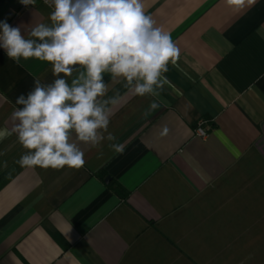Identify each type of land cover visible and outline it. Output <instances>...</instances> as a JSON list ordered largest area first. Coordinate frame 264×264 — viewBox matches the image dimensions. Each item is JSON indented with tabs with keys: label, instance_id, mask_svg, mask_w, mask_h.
Here are the masks:
<instances>
[{
	"label": "crops",
	"instance_id": "1",
	"mask_svg": "<svg viewBox=\"0 0 264 264\" xmlns=\"http://www.w3.org/2000/svg\"><path fill=\"white\" fill-rule=\"evenodd\" d=\"M144 3L180 56L157 96L104 74L114 141L81 143L84 166L59 170L22 167L16 135L0 141V264H264V0ZM50 11L0 0L26 36ZM34 78L51 83V65L0 47V128Z\"/></svg>",
	"mask_w": 264,
	"mask_h": 264
},
{
	"label": "clouds",
	"instance_id": "2",
	"mask_svg": "<svg viewBox=\"0 0 264 264\" xmlns=\"http://www.w3.org/2000/svg\"><path fill=\"white\" fill-rule=\"evenodd\" d=\"M19 2L27 8L34 7L36 0ZM255 2L226 0L237 10ZM44 3L51 9V24L37 23L27 36L20 26L0 20V47L7 57L17 64L32 58L47 62L54 77L49 84L34 78V87L16 98L21 107L11 114L12 127L0 128V141L16 135L27 150L17 161L22 167L79 169L86 163L81 143L98 148L105 139H116L108 126L119 97H107L104 74L114 82L122 81L136 95L157 96V89L167 83L164 73L169 63L176 64L180 49L146 12L144 0ZM109 147L123 154L125 146ZM3 166L7 167L6 161Z\"/></svg>",
	"mask_w": 264,
	"mask_h": 264
},
{
	"label": "built area",
	"instance_id": "3",
	"mask_svg": "<svg viewBox=\"0 0 264 264\" xmlns=\"http://www.w3.org/2000/svg\"><path fill=\"white\" fill-rule=\"evenodd\" d=\"M40 1L44 3V0H40ZM36 2H37V0H36ZM19 5H20V8H22V9L25 8L20 2H19ZM29 7H32V6H29ZM198 134L201 135V136H206L207 132L200 128L198 130Z\"/></svg>",
	"mask_w": 264,
	"mask_h": 264
},
{
	"label": "rangeland",
	"instance_id": "4",
	"mask_svg": "<svg viewBox=\"0 0 264 264\" xmlns=\"http://www.w3.org/2000/svg\"><path fill=\"white\" fill-rule=\"evenodd\" d=\"M218 261H219V264H226L227 259L225 257L224 258H219Z\"/></svg>",
	"mask_w": 264,
	"mask_h": 264
},
{
	"label": "water",
	"instance_id": "5",
	"mask_svg": "<svg viewBox=\"0 0 264 264\" xmlns=\"http://www.w3.org/2000/svg\"><path fill=\"white\" fill-rule=\"evenodd\" d=\"M110 180H111V177H110V176H107V177L105 178V182H106V183L110 182Z\"/></svg>",
	"mask_w": 264,
	"mask_h": 264
},
{
	"label": "trees",
	"instance_id": "6",
	"mask_svg": "<svg viewBox=\"0 0 264 264\" xmlns=\"http://www.w3.org/2000/svg\"><path fill=\"white\" fill-rule=\"evenodd\" d=\"M115 187H116V190H117V191H121V190H119V187H117V186H115Z\"/></svg>",
	"mask_w": 264,
	"mask_h": 264
}]
</instances>
